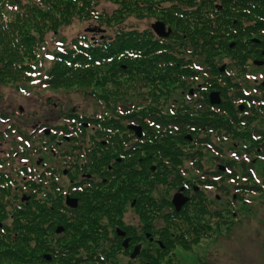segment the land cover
Here are the masks:
<instances>
[{"label":"flooded vegetation","instance_id":"1","mask_svg":"<svg viewBox=\"0 0 264 264\" xmlns=\"http://www.w3.org/2000/svg\"><path fill=\"white\" fill-rule=\"evenodd\" d=\"M260 28L236 57L220 53L217 66L187 56L184 40L177 60L164 51L173 38L159 40L162 49L134 38L130 62H121L130 70L111 71L116 79L102 82L98 101L90 93L93 114L67 102L58 115L51 97L0 108V227L31 208L38 233L53 237L41 251L54 254L66 231L60 220L73 226L116 205L117 242L140 248L138 258L163 245L169 227L157 238L152 221L187 219L190 204L201 202L207 219L231 220L241 210L235 189L264 190V21ZM132 211L144 224L127 222Z\"/></svg>","mask_w":264,"mask_h":264},{"label":"trees","instance_id":"2","mask_svg":"<svg viewBox=\"0 0 264 264\" xmlns=\"http://www.w3.org/2000/svg\"><path fill=\"white\" fill-rule=\"evenodd\" d=\"M263 18L264 0H0V82L13 81L18 88L34 74L31 73L33 70L45 68L42 75L49 85H93L84 91L95 94L98 101L102 82L116 79L111 71L130 70L128 64L124 68L121 62H130L134 38H140L141 48L150 44L154 49L165 46L159 40L173 38L175 42L169 43L168 51H164L170 53V58L175 55L177 60L181 55V40H184L187 56H200V65L210 61L217 66L221 61L220 53L232 51L236 57L241 53L246 36L261 35ZM76 20H85L95 29L86 30L83 35L66 42L62 30ZM157 20L172 29L170 36L155 33L151 22ZM90 32L97 33L92 37ZM51 38L60 41L53 49ZM231 43H235V48ZM47 57H50L49 67L43 63ZM160 65V61L153 60L155 69ZM108 96L115 97L112 92L106 98ZM200 203H196L199 207L194 214L190 215L187 209L183 212L189 216L186 225L174 219L165 223L168 229H158L164 230L166 248L175 241L174 237L187 244L185 239L190 231H222L225 226L233 225V218L222 219V213L215 215L217 219L213 221L207 219ZM98 213L96 209L88 215L86 222L81 220L73 226L70 221H59L64 223L66 231L61 236L62 250L51 254L52 260L41 250L45 247L43 243L52 241L53 237L38 233L40 227L34 211L28 208L23 218L16 213L13 221L0 227V264H53L57 260L71 262L75 259L104 263L108 260L111 263L114 261L113 248L118 242L110 232L116 234V227H122L123 223L116 219V205L101 216ZM71 232L74 236H70ZM105 242L107 245L103 246L102 252L91 251ZM149 260V264L157 263L156 259ZM167 264L177 263L170 255Z\"/></svg>","mask_w":264,"mask_h":264},{"label":"rangeland","instance_id":"3","mask_svg":"<svg viewBox=\"0 0 264 264\" xmlns=\"http://www.w3.org/2000/svg\"><path fill=\"white\" fill-rule=\"evenodd\" d=\"M132 19L135 20L134 17ZM87 27L88 22L85 20H76L74 23L64 27L62 35L66 36V42H69L72 40L71 38L83 35ZM59 42L58 38H51V49L57 47ZM44 60V65L49 67L50 57ZM39 69L43 70L41 73L45 70V68ZM40 70H33L34 74L29 77V80H32L34 85H32L31 82L22 83L23 85L17 88L13 81L5 83L0 82V108L10 105L19 107V104L32 108L36 107V102H43L46 98L51 97L52 102L59 103L57 106L58 115L62 113V103L67 102L75 104V107L80 105V111H87L92 114L97 112L96 102L91 100L92 94L84 91L86 88L91 89L93 85L85 87V83H79L77 85L75 83L62 84L57 86L46 83L43 84L41 81V76L43 77V75L36 73ZM87 97L90 100H88ZM51 107L52 106H49V108ZM87 108L88 110H84ZM258 174L264 181V172ZM234 192L238 195V199L235 200V205H237L236 208L241 207V210L236 209L238 214H234L232 217L234 222L232 223L233 225L229 228L225 226L222 231H215L213 229L210 232L202 229L195 232L190 231L188 232V238L184 237L186 238L185 243L187 244H184V242L179 241L177 237H174L175 241L169 248H166L164 242L163 245L156 243L154 247L148 249V252L144 251L136 259L131 256V250L128 251L124 249L118 242L117 246L113 248L114 253L112 254L114 256H112V260L114 261L111 263H109L108 260L104 263L97 262L96 260L75 259L76 261L71 260V262L57 260L54 261L53 264H142L144 261L149 264L150 258L152 261L154 259L157 260V263L153 264H167V258L169 260L170 255L176 260L177 264H264V190L235 189ZM160 193H162V191ZM127 206L132 207L130 206V202ZM197 207L198 206L195 204L189 205L188 211L190 215L197 211ZM126 220L128 223H143L140 219H133V211ZM178 221L186 225L187 220L178 219ZM211 221H213V219H211ZM103 222L106 223L107 220ZM166 222L167 221L163 218L154 219L152 221L154 224V232H157V234L155 232L157 238L163 237L158 229ZM110 236L117 237L114 231L110 232ZM68 239L69 242L70 238ZM138 240L140 239H136V241ZM110 241L112 242V240ZM163 241L165 240L163 239ZM105 245H107L106 242L96 245L93 247L94 250L91 251H96L94 253L99 251L102 252L101 250L106 247ZM163 251L164 255H162ZM84 252L86 253L87 251ZM44 254L50 256V260L53 259L50 253ZM147 255H150V258Z\"/></svg>","mask_w":264,"mask_h":264},{"label":"water","instance_id":"4","mask_svg":"<svg viewBox=\"0 0 264 264\" xmlns=\"http://www.w3.org/2000/svg\"><path fill=\"white\" fill-rule=\"evenodd\" d=\"M153 26H154V28H155V30L160 34V35H168L169 33H170V31H171V29H169V30H166V25H165V23L163 22V21H160V20H157V21H155L154 23H153ZM176 199H177V195L175 196V201H176ZM185 202V201H184ZM180 203H179V199L177 200V206L178 207H180V205H179ZM60 231V230H59ZM126 243V245H128V239L125 241ZM139 252H140V248H136L134 251H133V253L131 254V256L132 257H135V256H137L138 254H139ZM48 257H50V256H48Z\"/></svg>","mask_w":264,"mask_h":264}]
</instances>
